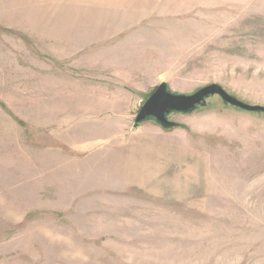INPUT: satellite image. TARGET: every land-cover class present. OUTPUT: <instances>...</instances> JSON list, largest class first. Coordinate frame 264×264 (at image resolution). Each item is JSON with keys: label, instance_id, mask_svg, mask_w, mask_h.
<instances>
[{"label": "rangeland", "instance_id": "1", "mask_svg": "<svg viewBox=\"0 0 264 264\" xmlns=\"http://www.w3.org/2000/svg\"><path fill=\"white\" fill-rule=\"evenodd\" d=\"M161 84L264 106V0H0V264H264V115Z\"/></svg>", "mask_w": 264, "mask_h": 264}, {"label": "water", "instance_id": "2", "mask_svg": "<svg viewBox=\"0 0 264 264\" xmlns=\"http://www.w3.org/2000/svg\"><path fill=\"white\" fill-rule=\"evenodd\" d=\"M216 96L223 104L246 113L264 115V106L249 105L229 95L220 85L211 84L198 89L190 95L171 93L165 84L157 86L140 107L134 123L140 124L147 119H153L161 125H169L166 115L171 113H186L199 106L207 98Z\"/></svg>", "mask_w": 264, "mask_h": 264}, {"label": "trees", "instance_id": "3", "mask_svg": "<svg viewBox=\"0 0 264 264\" xmlns=\"http://www.w3.org/2000/svg\"><path fill=\"white\" fill-rule=\"evenodd\" d=\"M168 126V125H167ZM169 126L176 127L177 125L175 124H169ZM166 128V127H165Z\"/></svg>", "mask_w": 264, "mask_h": 264}]
</instances>
